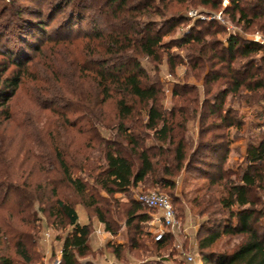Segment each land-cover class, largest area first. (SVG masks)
Wrapping results in <instances>:
<instances>
[{
    "label": "trees",
    "instance_id": "16d2710c",
    "mask_svg": "<svg viewBox=\"0 0 264 264\" xmlns=\"http://www.w3.org/2000/svg\"><path fill=\"white\" fill-rule=\"evenodd\" d=\"M51 1L50 5L56 2L66 5V10L40 9L31 14L37 19L47 18L40 20L41 38L33 32L36 21L29 20L23 28L38 41H45L44 45L41 42L39 46L27 45L26 49L39 54L37 61L20 48L12 50L0 44V110L8 108L29 77L38 83L35 90L52 81L68 98L59 97L57 104L50 103L45 109L58 114L67 129L83 139L84 151L73 150L71 142L63 147L55 145V136L50 133L52 153L32 167L43 175V181L31 182L32 170L22 183L12 179L8 183L0 182V211L5 212L0 214V264H16L4 252L5 243L12 245L21 264H35L40 257L37 250L41 231L39 214L48 215L56 229L71 227L63 239L60 264H80L81 258L90 255L87 240L91 226L79 223L74 205L62 196L64 190L85 198L90 193L91 180L109 196L126 194L139 184L175 189V179L184 173L190 174V179L204 181L191 201L199 218L209 215L206 228L201 225L197 233L202 264H264V210H259L264 205V138L258 145L246 148L244 164L235 169L228 166L232 141L223 132L242 128L241 121L234 117V110H224L229 96L235 101L243 91L264 92V44L245 41L236 35L227 39V45L207 40V36L220 34L218 30L212 32L213 27H220L217 22L204 32L193 30L177 42L165 43L164 38L175 32L183 18L173 17L161 28L150 20L154 16L164 18L167 11L176 7L192 6L194 1L217 9L220 7L217 0ZM156 1L159 7L154 5ZM229 1L224 14L233 23L243 24L246 30L255 28L264 37V0ZM87 11L94 14L89 15ZM63 12L48 35L45 29ZM22 13L18 11L20 19ZM87 20L93 25L91 32L83 31ZM167 25L169 28L164 32ZM25 39H20L22 44L28 42ZM175 47L187 49L189 67L200 73L196 78L210 65L209 72L213 74L211 78L207 74L210 79L205 82L206 87L211 86L207 88L208 94L215 84L222 82L224 89L219 88L213 101L205 100L199 105L193 88L183 86L182 91L175 92L181 102L179 108L164 109L162 85L151 78L142 60L148 59L156 71L167 58L174 70L184 64L171 53ZM50 49L56 53L48 58ZM240 59L248 61L239 64ZM218 66L225 74L215 70ZM32 67L38 74L31 73ZM72 99L77 105L69 103ZM111 102L116 108L113 118L106 109ZM70 115L75 117L73 121ZM196 117L200 126L194 139L188 134V126ZM8 119L11 121L13 117ZM111 132L114 139L106 136ZM95 151L102 156L104 165L92 156ZM84 205L95 208L97 201L92 198L91 203ZM142 207L147 209L137 202L126 214V226L135 234L129 238V247H112V255L117 259L130 252H150L142 240L146 234L140 225L149 221L141 213ZM94 212L106 231L116 236L110 211L97 206ZM173 238L167 234L153 245L157 251L168 249ZM223 238L228 240L221 245L222 250H215Z\"/></svg>",
    "mask_w": 264,
    "mask_h": 264
},
{
    "label": "rangeland",
    "instance_id": "374dc122",
    "mask_svg": "<svg viewBox=\"0 0 264 264\" xmlns=\"http://www.w3.org/2000/svg\"><path fill=\"white\" fill-rule=\"evenodd\" d=\"M220 3V7L213 9L210 6H203L198 1H194L192 6L176 7L174 10H169L165 13V17L154 16L150 20L155 22L158 27H163L165 21L171 18L181 19L179 21L176 30L170 36L164 38V42H177L183 37L188 36L193 30L199 32L205 31V28L212 26L213 22H217L219 28L213 27L212 32L217 30L220 32L218 35L207 36V40H217L223 45H227V39L236 35L242 40L249 41H264L262 33L258 32L255 28L246 30L243 24L233 23L230 18L224 14L230 3L224 2V0H217ZM51 0H0V44L1 46H9L12 50H20L25 53L28 57L37 61L39 54L35 51H31L27 48V45L34 44L39 46L41 42L35 37L29 35L23 29L29 20L35 22L33 32L39 36H42V27L40 20L32 17V13L38 12L40 9L45 11L51 8H63L66 10V5L54 3L51 4ZM230 2V1H229ZM155 6L159 7L158 1L154 3ZM227 5V7H226ZM61 6V7H60ZM23 11L21 18L18 16V11ZM193 13L195 15L190 16ZM63 13L58 15L50 27L45 29L49 35L53 29L57 26L59 20H61ZM87 14H94L88 12ZM199 23V27H197ZM169 25L164 27V32L169 28ZM93 25L91 21L87 20L83 23V31L91 32ZM27 33V34H26ZM34 34V35H35ZM26 38L28 41L26 44H22L20 39ZM43 41V40H42ZM31 42V43H30ZM43 45L45 41L41 42ZM264 44V43H263ZM26 45V46H25ZM55 52L50 51L47 53L48 58L55 56ZM171 53L176 57L184 61V64L179 65L176 69L172 70L165 58L164 63L154 70V65L150 63L148 59H143L142 63L150 71V76L153 80H158L164 91L163 94V107L167 111H171L174 106L179 108L181 102L178 97L175 96L176 91H182L181 88L184 86L193 88L195 92L194 97L197 96L200 100L201 105L205 100L209 102L213 101V95L217 93L219 88L221 90L224 87L221 85L222 82L215 84L210 94L207 92L205 82L212 77L213 73H210V65L207 66L206 70L196 78L198 71L192 70L189 67L188 51L186 48H173ZM259 58V57H257ZM178 60V61H180ZM1 61V59H0ZM239 64H246L248 60L240 59ZM215 70L221 71L225 74V71L220 69L218 66ZM31 73L34 74L36 71L33 67ZM153 71V72H152ZM38 74V71H36ZM36 74V73H35ZM209 74L210 78H207ZM43 74L40 73L42 78ZM29 77L24 88H20L17 91L16 96L10 101L8 108H2L0 110V182L12 181L15 183H22L30 171L32 176L31 182L43 181V175L38 173V169L34 167V163L43 162L42 158L49 155L53 151L51 143L50 133L55 136V145L59 147L66 146L68 142H71L73 150H83V139L79 137L75 131L67 129L65 121L58 114L52 111L46 110L50 103L57 104L60 98H68L65 93H60L59 88L56 84L50 83L41 84V89L35 90V82H32ZM196 89V90H195ZM191 91V90H190ZM70 92V91H69ZM68 93V92H67ZM191 94V92H190ZM264 95L263 91L257 94L248 93L243 91V95L233 101L232 97L229 96L225 103V109L232 108L234 110V117L238 118L242 123L241 130L231 129L223 131L228 133L229 141H232L231 154L228 159V166L237 168L239 165L244 164L246 148L249 145H258L260 140L264 138ZM70 100V99H69ZM74 102L77 105V101L72 99L69 103ZM86 103V102H85ZM187 107V104L185 105ZM107 112L110 117H114L116 108L114 103H108ZM198 108V115L200 113ZM192 110V109H191ZM190 110V113L192 111ZM208 112V111H207ZM8 116H12L13 120H9ZM70 120L73 121L75 117L70 115ZM212 120V119H211ZM209 121L210 122L212 121ZM21 124V125H19ZM28 125V126H27ZM24 126V127H23ZM199 117H196L194 121L189 123L188 134L194 139H197V133L199 129ZM108 138L114 139V133L111 132L106 135ZM153 141H149L148 144H152ZM92 156L98 158V161L104 165V161L100 159L102 156L98 151L93 152ZM37 157H40L38 160ZM78 175V174H77ZM76 175V176H77ZM190 174H182L180 177L175 179V189L161 188L160 186H144L139 184L126 194H116L113 196L107 195L100 188L95 186L93 180L90 181V193L85 198L76 196L68 190L62 192L63 197H67L69 201L74 205L76 212L79 216V223L81 225L91 226V235L87 240L89 242L91 253L86 258H81L80 264H109L110 261L116 262L117 264H187L185 261V253H194L199 255L197 246L196 251L193 248L191 238L186 235L192 234L190 229L186 231L185 217L187 214H191L196 218V231H199L201 225L206 228V215L203 219L197 216V209L193 207L191 201L196 195V191L204 183L203 180L190 179ZM141 193H159L168 196L174 204L177 212L178 219L180 221V227L173 236V241L168 249L157 251L154 247V238L159 230V225L156 224V219L160 216L157 212L144 209L142 207L141 213L146 214L149 217V221L146 224L140 225L143 234V243L146 242L149 253L144 251L130 252L123 255L121 259H117L112 255L113 248L118 246L129 247V238L134 236V231L126 226L127 217L126 214L129 212L135 203H137V197ZM94 196V197H92ZM0 196V200H1ZM92 198L97 201V206L100 208L108 209L110 211L109 217L113 220V228L117 231V235L114 236L110 232H107L105 226L101 224L95 215V208H88L84 203H91ZM176 200L179 202L176 203ZM264 210V205L259 209ZM0 214H5L4 211H0ZM185 215V217L183 216ZM41 231L39 234V244L37 250L39 251V258L35 264H60L62 259L63 251V239L71 231V227L63 229H56L50 224L48 215L39 214ZM213 218L212 220H214ZM221 218H219L220 220ZM208 220V219H207ZM210 228V227H209ZM28 231L29 228L24 229ZM98 230L102 234H98ZM148 234V235H147ZM228 239L223 238L219 245L215 246V250H222L221 245L224 244ZM86 242V241H85ZM76 244H79L78 241ZM81 243V242H80ZM181 244L184 249V254L175 250V246ZM230 248V246L228 247ZM4 252L12 256L15 259L16 264H21L22 261L16 258L12 245L5 243L3 245ZM169 259V260H168ZM198 264L201 263V258H198Z\"/></svg>",
    "mask_w": 264,
    "mask_h": 264
},
{
    "label": "built area",
    "instance_id": "2783aa9c",
    "mask_svg": "<svg viewBox=\"0 0 264 264\" xmlns=\"http://www.w3.org/2000/svg\"><path fill=\"white\" fill-rule=\"evenodd\" d=\"M226 3V2H225ZM195 14L191 13L190 16ZM264 43V41H258ZM137 202L143 205L145 208L151 211L157 212L160 216L156 219V224L159 225V230L155 235V242H161L167 234L175 235L176 231L180 227V221L174 209L171 199L168 196L159 193H141L137 197ZM102 234L100 230L97 232ZM175 250L182 252L184 249L181 244L175 246ZM185 261L187 264H198V256L194 253H185ZM109 264H117L110 261Z\"/></svg>",
    "mask_w": 264,
    "mask_h": 264
},
{
    "label": "crops",
    "instance_id": "0c3cea01",
    "mask_svg": "<svg viewBox=\"0 0 264 264\" xmlns=\"http://www.w3.org/2000/svg\"><path fill=\"white\" fill-rule=\"evenodd\" d=\"M224 2H226L227 5L230 3L229 0H224ZM227 5H226V7H227ZM185 219H186L185 222H186V227H187L185 232H187V229H190L193 232L192 234L186 233V235L191 238L193 248L196 251L197 250L196 249V246H197V233H198V231H196V225H197L196 221L197 220L191 214H187ZM195 255L198 256V258H199V255H197V254H195Z\"/></svg>",
    "mask_w": 264,
    "mask_h": 264
}]
</instances>
